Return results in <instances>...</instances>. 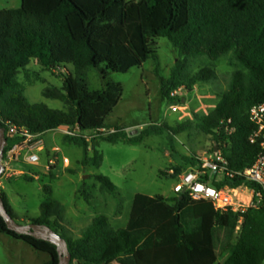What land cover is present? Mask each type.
<instances>
[{
	"label": "trees",
	"instance_id": "1",
	"mask_svg": "<svg viewBox=\"0 0 264 264\" xmlns=\"http://www.w3.org/2000/svg\"><path fill=\"white\" fill-rule=\"evenodd\" d=\"M159 38H165L177 53L169 79L161 82L163 101L181 105L186 98L172 96L178 89L189 95L196 84L216 85L219 78L213 68L227 60L220 76L225 86L222 97L195 123L151 126L133 137L119 128L113 135L100 134V129L110 128L106 120L122 89L107 82L101 90L89 92L86 71H98L105 81L108 73L125 74L139 68L154 56ZM195 58L205 64L193 73ZM32 61L46 71L67 72L66 66L72 67V74H60V88L42 92L46 99L61 102L66 112L25 98L18 76ZM258 104H264V0H20L18 9L0 10L3 157L23 142L8 134L12 126L35 137L59 128H77L82 134L63 139L82 149L83 167L96 169L103 160L96 149L98 141L137 145L152 134L166 132L175 137L194 130L210 138L213 145L223 146L231 171H243L252 166L260 151L259 140L250 143L255 126L248 120L249 109ZM173 171L177 175L181 169ZM94 179L101 193L117 196L107 177ZM226 184L234 187L238 182ZM43 192L39 216L20 221L48 227L63 239L70 264L264 263V208L221 214L210 203L194 202L186 195L135 194L124 228L114 229L106 217L97 216L73 237L64 224V207L51 198L50 188ZM0 198L9 217L18 223L1 191ZM0 235L46 254L49 261L45 264H58L55 245L9 231L1 216Z\"/></svg>",
	"mask_w": 264,
	"mask_h": 264
},
{
	"label": "rangeland",
	"instance_id": "2",
	"mask_svg": "<svg viewBox=\"0 0 264 264\" xmlns=\"http://www.w3.org/2000/svg\"><path fill=\"white\" fill-rule=\"evenodd\" d=\"M19 7L20 0H0V10ZM155 43L154 56L141 67L132 68L125 74L108 73L106 80L102 81L98 71H86L89 92L101 90L107 82L121 86L120 100L107 118L106 125L122 129L129 137L137 136L151 126L183 124L171 115L169 107L172 105L163 101L161 96V82L169 79L177 53L165 38H159ZM226 62L224 60L213 68L219 78L216 85L196 84L189 95L183 90L173 93L174 97L186 98L180 105L185 106L182 109L185 114V118L181 117L182 121L194 123L214 109L225 90L220 76L227 69ZM203 64L205 62L202 59H193V73L199 71ZM66 70L72 74L71 66H66ZM67 72L46 71L38 62L32 61L26 71L18 76V81L23 84L24 96L29 103L43 104L50 110L66 112L61 102L46 99L42 92L49 87L60 88L63 82L60 74L67 75ZM44 139L50 147L59 149L48 155V150L38 152L36 146L32 148V152L38 156V162L27 165L22 162V157L18 158V163L23 167L21 169L25 171L24 175L17 176L14 173L9 179L2 177L1 189L8 198L18 224L22 225L21 219L26 223V218L35 219L39 216V207L45 198L43 188H50L51 198L64 207V224L73 237H78L97 216L106 217L115 229L123 228L129 201L135 194L174 197L172 189L175 179L163 173L167 174L169 169L180 168L185 171L194 167L195 158L209 152L213 146L210 138L194 130L175 137L166 132L161 135L152 134L137 145L98 141L96 149L103 160L96 169L80 164L82 149L64 141L60 131L50 133ZM33 144L35 140L27 144V150ZM91 151L89 149L90 155ZM46 155L53 160V165L47 163ZM62 158L68 159L67 166L62 164ZM191 159L193 162H189ZM46 166H49V170L45 169ZM97 175L105 176L113 183L117 196H108L99 191V184L94 179ZM26 179H32V182ZM48 261L46 254L0 235V264H45Z\"/></svg>",
	"mask_w": 264,
	"mask_h": 264
},
{
	"label": "built area",
	"instance_id": "3",
	"mask_svg": "<svg viewBox=\"0 0 264 264\" xmlns=\"http://www.w3.org/2000/svg\"><path fill=\"white\" fill-rule=\"evenodd\" d=\"M178 90L180 91L181 89ZM184 107L180 105L169 107L171 115L180 123L188 121L181 120V117L185 115L182 113ZM188 111L191 112L189 109ZM248 120L255 126V131L250 137V143L259 140L260 146V151L250 168L243 171H231L224 157L223 146L219 148L218 145H213L209 152L195 158L194 167H189L177 175L171 169L167 171L168 176L175 177V184L172 189L173 194L176 196L186 195L194 202L210 203L214 211L221 214H243L249 209L264 208V104L252 106L248 111ZM98 132L100 134L113 135L116 130L113 128H102ZM8 134L12 137H21L23 142L15 145L2 158L0 166L3 172L0 177L6 173H12L11 165L17 161L16 157L20 152L21 146L29 144L36 138L25 129H18L13 126L9 127ZM61 134L63 137L75 138L82 133L77 128L73 130L63 128ZM214 147H216L215 151L213 150ZM38 160V156L32 152L31 148L24 162L27 165H35ZM61 161L64 166L69 164L67 158H62ZM53 164L52 160L49 165ZM47 170H49V166ZM233 181L238 182L234 187L226 184V182L232 183ZM213 182L222 183V185L215 187Z\"/></svg>",
	"mask_w": 264,
	"mask_h": 264
},
{
	"label": "water",
	"instance_id": "4",
	"mask_svg": "<svg viewBox=\"0 0 264 264\" xmlns=\"http://www.w3.org/2000/svg\"><path fill=\"white\" fill-rule=\"evenodd\" d=\"M5 147H6V140L4 138V129L0 127V162L3 158V151ZM213 150L215 151L216 147H214ZM2 172L3 169L0 166V175L2 174ZM0 216L4 220L6 227L9 231H12L18 235H29L35 239L44 240L55 245L58 253V264H70V256L65 241L61 239L56 233L51 231L48 227L34 225V224L19 225L14 220H12L7 214L1 198H0Z\"/></svg>",
	"mask_w": 264,
	"mask_h": 264
},
{
	"label": "crops",
	"instance_id": "5",
	"mask_svg": "<svg viewBox=\"0 0 264 264\" xmlns=\"http://www.w3.org/2000/svg\"><path fill=\"white\" fill-rule=\"evenodd\" d=\"M195 123V122H194ZM63 128H59L58 130H55V131H51V132H47V133H44V134H42V135H39V136H37L34 140H35V144H33L28 150H27V145L26 144H23L22 146H21V149H20V153L17 155V157H16V159H17V161H15L14 163H12V165H11V168H12V173H10V174H8V173H6V174H4L2 177H4L5 179H9V178H11V175L12 174H16L17 176H23L24 175V170L23 169H21V168H23L21 165V163H18V158H21L22 157V162H24V159H25V157H26V155H27V153H28V151L31 149V148H34L35 146H36V151H38V152H42V151H44V150H48V155L49 154H51V153H53L55 150H58L59 148L58 147H50L49 145H48V143H47V141L44 139V138H46L50 133H53V132H56V131H60L61 132V130H62ZM62 135V134H61ZM64 138V137H63ZM64 140V139H63ZM20 156V157H19ZM46 157V160H47V163H50L51 161H52V159H50L49 157L50 156H45ZM48 168V166H46L45 167V169H47ZM2 177H0V179L2 178ZM20 178V177H19ZM34 180H37V177H34ZM2 187H1V182H0V191L2 192V193H4L3 191H2V189H1ZM5 194V193H4ZM5 196H6V194H5ZM6 198H7V196H6ZM131 200H132V198H131ZM131 200L129 201V205H128V208H127V215H126V220H125V226H126V224H127V220H128V216H129V211H130V205H131ZM7 201H8V198H7ZM116 223H118V222H116ZM124 226V227H125ZM123 227V228H124ZM115 229V228H114ZM117 229H120V228H117ZM108 264H113V263H108Z\"/></svg>",
	"mask_w": 264,
	"mask_h": 264
}]
</instances>
